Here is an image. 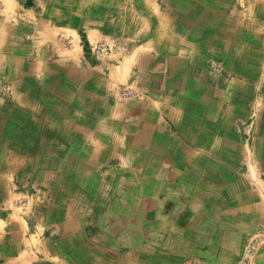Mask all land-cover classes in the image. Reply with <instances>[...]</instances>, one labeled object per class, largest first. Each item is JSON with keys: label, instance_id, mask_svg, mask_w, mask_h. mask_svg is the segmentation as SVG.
Instances as JSON below:
<instances>
[{"label": "crops", "instance_id": "obj_1", "mask_svg": "<svg viewBox=\"0 0 264 264\" xmlns=\"http://www.w3.org/2000/svg\"><path fill=\"white\" fill-rule=\"evenodd\" d=\"M154 1L0 0V264H264V0Z\"/></svg>", "mask_w": 264, "mask_h": 264}, {"label": "rangeland", "instance_id": "obj_2", "mask_svg": "<svg viewBox=\"0 0 264 264\" xmlns=\"http://www.w3.org/2000/svg\"><path fill=\"white\" fill-rule=\"evenodd\" d=\"M66 2V4H69L70 5V8L69 9H89V5L91 4L92 6H94V3L93 2H90V0H63ZM137 2H135L136 5H138V7H136V9H157V7H162L164 8V4H159V5H156L155 1L154 0H135ZM130 2V0H129ZM134 2V0H133ZM97 5V9L98 7H100L99 5V2L96 3ZM68 7V5H67ZM167 7V6H166ZM165 7V8H166ZM135 9V8H134ZM105 40H108V39H105ZM100 41H103V40H100ZM99 41V42H100ZM112 42H121L122 45L125 46L126 50L123 51L122 53H111V54H104V55H115L117 58H120L121 56H124V54L127 52V50L129 49V45H128V42L126 40H123L121 38H116V39H113V40H110ZM94 57L96 56H99V55H92ZM124 89H128L130 90V92L133 94V95H129V96H124L122 95V90ZM120 93V95L124 98H127V99H132V98H135V94L131 91V89L125 87V86H121L117 89ZM262 232L260 231L259 233L256 234V238H253L249 243H251L252 241H255V248H256V245L258 243V241H261L263 240L262 238ZM249 245V244H248ZM245 246L243 252H242V258L241 260L238 262V264H249V260L250 258H253V253L255 251V248L253 250V252L250 254V255H247L246 254V249H247V246Z\"/></svg>", "mask_w": 264, "mask_h": 264}, {"label": "built area", "instance_id": "obj_3", "mask_svg": "<svg viewBox=\"0 0 264 264\" xmlns=\"http://www.w3.org/2000/svg\"><path fill=\"white\" fill-rule=\"evenodd\" d=\"M126 48L124 45L121 44V42H112L110 40H103L91 43L88 47V51L91 55H104V54H111V53H122L125 51ZM216 71H219V67L214 68ZM122 95L129 96L133 95L130 90L124 89L122 90ZM255 248V241H252L249 243L246 249V254L250 255Z\"/></svg>", "mask_w": 264, "mask_h": 264}]
</instances>
